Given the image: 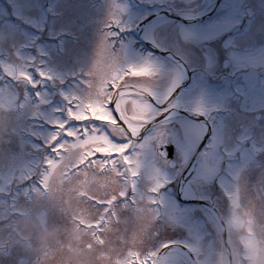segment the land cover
<instances>
[{
    "label": "rangeland",
    "instance_id": "374dc122",
    "mask_svg": "<svg viewBox=\"0 0 264 264\" xmlns=\"http://www.w3.org/2000/svg\"><path fill=\"white\" fill-rule=\"evenodd\" d=\"M215 2L207 0L202 6L200 0H0V66L13 62L26 65L29 70L43 68L53 77L41 81L38 89L26 90L20 86L21 94L28 92V100L26 108L16 114L15 124L8 116L11 107L8 89L0 87V264H131L134 258L139 261L149 258L159 244L168 240L186 244L195 264H226L228 261L231 264H264V195H256L251 182L255 175L264 181V170L262 160L248 153L241 160L228 161L224 165L227 175L231 168L234 181L228 180L229 203L233 210L228 218L230 221L225 223L226 237L223 229L208 224L207 212L194 215L189 207L178 212H161L140 190L130 195V201L126 200L125 191L129 185L122 181L123 174L116 171L123 167L122 157H116L114 163H100L104 172L95 176L97 162L89 164L88 158L82 162L79 152L64 153L63 164L51 181L47 198L42 199L35 193L30 195L29 189L23 188L32 187L28 180L35 176L38 167L42 168V159L49 154L45 141L56 131L51 122L66 118L64 113L56 111L66 107L63 94L75 96L78 103H106L105 84L94 65L106 26L112 18L113 5L127 6L128 12L122 21L142 10H148L151 15L163 14L146 25L154 47L165 44L153 42L161 34L179 37L174 31L181 32L186 28L172 15L195 16L207 11V7L211 8L209 10L215 7L216 25L211 29L192 31L194 42L199 43L201 41L197 39L208 36L210 42L218 39L222 44H256L260 64H264V23L250 25L245 18L248 3L255 4L252 12L260 15L257 12L262 11L261 0H222L220 5ZM236 23L243 25L240 32L235 31ZM224 27L233 33L217 36ZM112 31L117 29L113 27ZM136 33V30H120L116 37V53L124 67L141 63L145 56L148 58L149 52L145 51L144 57L141 53L143 43L136 38ZM13 39L12 51L20 54L19 60L4 47ZM30 60L34 63H26ZM261 79L262 103L264 78ZM6 82L0 69V84ZM154 87L153 82L135 84L138 93L140 89L147 91ZM36 91L41 93L42 99L35 98ZM137 98L121 99L120 107L126 109L122 111V118H126V122L143 120L144 113L149 111L147 99L142 94ZM234 103L225 100L229 106ZM203 104L206 106L207 103ZM95 111L103 112V109L97 107L93 114ZM149 118H154V114ZM70 123L75 126L74 122ZM14 137L20 151L6 156L3 146ZM214 137L212 143H217L224 155L225 144H220L222 136L218 128ZM95 141L94 146L103 144V151L110 153L113 150L103 126ZM230 143L231 140L226 144L228 152L230 149L235 151L236 145L230 148ZM208 146L200 160H203L205 173L211 175L221 154L217 155ZM82 163L85 165L81 166ZM261 187L264 194V183ZM117 188L119 194H123L120 200L112 190ZM17 189L21 191L17 192ZM99 199L114 203L112 207L92 203ZM174 206L176 209L175 202ZM101 222L103 226L96 227Z\"/></svg>",
    "mask_w": 264,
    "mask_h": 264
},
{
    "label": "flooded vegetation",
    "instance_id": "af4514ba",
    "mask_svg": "<svg viewBox=\"0 0 264 264\" xmlns=\"http://www.w3.org/2000/svg\"><path fill=\"white\" fill-rule=\"evenodd\" d=\"M200 3L203 6L207 0H200ZM220 4H222V0H219L217 5ZM206 9L210 8L207 7ZM257 13L261 14L260 12ZM241 20L243 19L241 18ZM236 24L235 31L240 32L243 25ZM222 30L217 36L227 32L233 33L227 27ZM174 32L177 33L176 36L182 37L186 34L193 35L195 31L182 28L181 32L176 30ZM207 37L197 39L201 41L199 43H195L194 40L190 42L201 52V57L194 61L190 60L184 51L173 43H165L155 48L142 44L141 53L143 57L144 53L149 52L154 60L169 65H184L188 69L189 78L183 86L177 89L173 99L179 97L181 101L190 103L193 99L201 96L204 99H200L207 103L205 107L208 112L202 116L196 114L195 110L188 113H183V108L172 110L180 116V121L184 123L183 126L192 143L186 141L183 145H177L175 141H169L167 150L171 152V155L164 159L160 150L155 148L153 142L149 140L141 154L142 168L139 176L134 177L125 167L116 171L123 174L121 176L122 181L129 185L125 192L126 200L130 201V195L140 190L142 195L146 196V200L158 211L171 213L174 210L178 212L184 205H187L194 215H198L197 213H201V211L207 212L208 224L222 229L219 218L225 227V223L230 221L228 219L230 211L233 210L229 203L230 186H228V180L234 181L231 168L229 173L231 176H229L225 173L226 167L224 166L229 161V156L221 153V158L218 159L219 163L215 165L212 174L207 175L203 170V160H200L201 153L207 145L212 143L213 133L218 128L222 136L220 144L226 145L231 140L230 148L236 145L235 151L231 149L229 151L232 162L241 160L242 156L248 153L262 160L261 168L264 170V146L260 145L264 142V102H260L261 92L259 88V84L263 81L261 78H264V67H262L264 64H260V51L256 44L249 46L222 44L218 42V37H214L217 42H210ZM146 58L145 56L144 60ZM200 82H202L201 87L193 88L191 85ZM129 83L134 82L129 81ZM227 99L233 100L235 103L229 106L225 104ZM151 113V116L154 114V117L159 115L155 110H151ZM162 119L163 117H159L157 122L147 125L146 131L135 142H141L144 137L156 136L157 134H159L160 139H166L165 124H159V120ZM199 121L207 128L206 136L201 139L197 127ZM219 123L221 126H218ZM117 128L113 129V132L122 136L123 132ZM260 148L262 149L260 150ZM185 151L188 152L187 159L184 156ZM222 151L225 152V150ZM259 151L261 155H259ZM110 162L111 160L108 161V163ZM83 165L85 163L81 164V166ZM77 168L80 167L77 166ZM197 171L201 172L202 175L197 176L196 180L192 182L191 178ZM103 172L104 170L100 168V161H97L95 176H99ZM165 175L169 182L165 184L158 195L152 189L158 187L160 183L166 182ZM113 176L118 179L115 174ZM251 182L252 191L256 195H264L261 187L264 181L255 175ZM110 189L107 190L111 191ZM112 190L116 195L119 194L118 188ZM122 198L120 196L118 200ZM95 202H98L100 206L109 204L100 199L95 200ZM112 204L113 202L108 206L111 205L112 207ZM109 209L106 212H109ZM175 217L180 218L178 215ZM216 238L219 240L218 236ZM185 264H191V262L187 261ZM234 264L238 263L235 262Z\"/></svg>",
    "mask_w": 264,
    "mask_h": 264
},
{
    "label": "snow or ice",
    "instance_id": "6c2138e0",
    "mask_svg": "<svg viewBox=\"0 0 264 264\" xmlns=\"http://www.w3.org/2000/svg\"><path fill=\"white\" fill-rule=\"evenodd\" d=\"M256 7L253 3H248L246 8L248 14L245 18L250 22L264 23V0H261V14L259 16L252 12V9ZM114 11L111 13V19L106 26V34L102 37L101 44L97 53L96 63L94 70L98 77L103 79L105 84L104 94L106 97V103L100 102H84L78 103L75 96L63 94V99L66 102L65 108L56 109L57 112L64 113L66 118L56 119L52 121L53 127L56 131L53 132L45 141V148L48 149L49 154L45 155L42 159V168L38 167L35 172V176H32L28 181H31L32 187H23L29 189V194L35 193L42 199L47 198L49 190L51 188V181L56 172L63 164V154L79 152L81 153V160L84 162L85 158L87 163L94 164L100 161L103 164L105 161L115 162L116 157H122L123 167L134 176H139L142 168L141 154L145 145L151 140L153 146L160 150V154L164 159H167L171 152L168 151L169 141H175L177 145H183L186 141L191 142L190 136L186 133L184 123L180 121V116L176 114V111L183 108V113H188L195 110L196 114L206 115L207 108L204 106L202 99H193L190 104H182L179 97L173 99L177 89L189 78L188 69L184 65H169L159 60H154L151 53L148 54V58L143 60L139 64L129 65L124 67L116 53V37L120 35V30H127L122 27V17L128 12L127 6L113 5ZM113 27L117 31H112ZM195 39L194 36L184 35L182 37H172L169 34H161L158 38L154 39V43H174L179 46L189 57L190 60H196L201 57L199 48L194 47L191 41ZM14 45V39L6 42L4 47L9 50L11 55H14L17 60L20 59L19 53H13L12 46ZM26 63H34V60H30ZM3 70L4 77L6 78V84H0V87H7L8 98L10 100L11 107L8 111V116L15 124L16 114L24 110L27 106L28 92L25 91L21 94L20 86L23 85L24 89H38L41 85V81L51 80L53 77L46 73L43 68H35L29 70L26 65H21L13 62H9L7 65L0 66ZM35 72V75L33 74ZM37 77L39 79H37ZM132 81L134 83H129ZM141 81L153 82L154 88H150L147 91L140 89L139 93L135 88V84ZM202 82L193 85V88L201 87ZM127 89V91H125ZM136 98L138 94H142L146 97L149 111L144 113V119L138 121L128 120L122 118V109L119 105V98L121 95ZM239 95V94H238ZM35 98L37 100L42 99V95L39 91L35 92ZM167 105V107H164ZM100 107L101 111H93ZM151 110H155L159 113L154 118L151 116ZM168 113V115H165ZM159 117H163L159 120V124H165L166 139H160L159 134L151 137H144L143 140L136 144L142 133L146 131V127L149 124L157 122ZM74 122L75 126L72 123ZM129 124H135L138 126V130L133 133ZM101 126H103V132L108 142L113 145V150L108 153L103 151V144L94 146L95 138L101 134ZM119 127L123 132V135H117L113 132V129ZM198 129L202 131V137L206 136L207 128L205 125H197ZM199 139V140H200ZM159 143L157 144V141ZM215 141V137L213 138ZM213 151L220 155L219 146L213 142L208 146ZM5 155L15 154L20 151V146L14 137L9 140L8 144L3 146ZM131 150V151H130ZM24 151V149H23ZM224 155L229 156V163L232 162L231 155L228 152L225 145ZM207 156V152L203 154ZM185 159L188 157V152L184 153ZM175 166V165H173ZM135 168V171H133ZM197 173L192 176V182L196 180ZM165 181L160 183L158 187L152 189V191L159 195L160 190L168 183V178L165 175ZM38 185V186H37ZM21 189H17V192ZM123 195V194H122ZM27 199V198H25ZM95 203V201H92ZM103 222L96 225V227H102ZM178 242L175 240L164 241L159 244L158 247L149 254V258L139 261L133 259L131 264H167V260L164 257V253H167ZM181 249L187 250V245L183 242H179ZM191 253L189 256L191 257Z\"/></svg>",
    "mask_w": 264,
    "mask_h": 264
},
{
    "label": "bare ground",
    "instance_id": "6f19581e",
    "mask_svg": "<svg viewBox=\"0 0 264 264\" xmlns=\"http://www.w3.org/2000/svg\"><path fill=\"white\" fill-rule=\"evenodd\" d=\"M150 16V13L148 10H142V11H137L135 13H133L132 16L129 17H125L123 20V27L125 29H127L126 31H133L136 30L139 25H141V21H143L144 19H147ZM158 16V18L160 17V15H155ZM216 17H211L207 20H205L203 23L201 24H195V25H185L186 28H190V29H194L197 30L198 28H204V29H211L216 25ZM133 20H136V22H134ZM137 23H139L137 25ZM141 30V28H140ZM142 37L145 39H149V35L148 32L146 30V27L143 29L142 31ZM127 91V90H125ZM123 95V94H122ZM120 97L119 101L125 97V98H131L133 100H137L138 98H132V97H128V96H122ZM182 104L187 105L185 102L181 101ZM208 112V111H207ZM204 116V115H203ZM197 125H203L200 121L197 123ZM129 127L132 129L133 133L135 134V132L138 130V126L137 125H131L129 124ZM199 130V129H198ZM199 135L202 136V131L199 130ZM107 152V151H105ZM212 167V164L210 163L209 168ZM202 173L197 171V176H201ZM188 196V195H187ZM184 209H187V205H184L183 207ZM165 259L167 260V262L169 263H173V264H178L180 261H186L188 259V256L186 258L185 253L183 252V250L181 249H177V248H172L170 249L167 253H165L164 255ZM229 264V261L227 262Z\"/></svg>",
    "mask_w": 264,
    "mask_h": 264
},
{
    "label": "water",
    "instance_id": "95a60500",
    "mask_svg": "<svg viewBox=\"0 0 264 264\" xmlns=\"http://www.w3.org/2000/svg\"><path fill=\"white\" fill-rule=\"evenodd\" d=\"M195 20H197V19H195ZM137 38L140 39V40H142L144 43L147 44V41L143 40L139 35H137Z\"/></svg>",
    "mask_w": 264,
    "mask_h": 264
}]
</instances>
